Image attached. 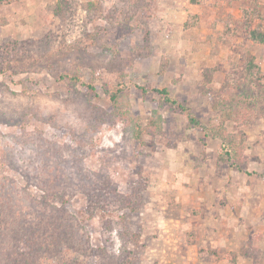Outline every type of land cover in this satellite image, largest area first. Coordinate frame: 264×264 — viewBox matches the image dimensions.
<instances>
[{"label":"rangeland","instance_id":"1","mask_svg":"<svg viewBox=\"0 0 264 264\" xmlns=\"http://www.w3.org/2000/svg\"><path fill=\"white\" fill-rule=\"evenodd\" d=\"M249 4L0 3V264H264L263 83L226 124L246 134L242 171L218 165L221 141L204 135L226 76L241 94L246 57L264 71ZM125 111L143 126L160 116L162 131L136 139Z\"/></svg>","mask_w":264,"mask_h":264},{"label":"trees","instance_id":"2","mask_svg":"<svg viewBox=\"0 0 264 264\" xmlns=\"http://www.w3.org/2000/svg\"><path fill=\"white\" fill-rule=\"evenodd\" d=\"M15 0H0V3H11ZM203 0H191L194 4H200ZM249 5L242 9V18L244 25L250 29V38L258 43H264V5H260L258 0H249ZM192 17L197 18V15H192ZM258 19L259 23L257 26L253 27L254 21ZM195 25V23H194ZM193 25L189 21L185 22V27L189 28ZM217 70L215 68H206L204 73V83L201 87L202 93L206 94L210 92L207 85L212 81L213 72ZM234 75V74H233ZM238 76H242L243 80L239 82L240 86H244V90L241 94L234 91V86L236 85L237 77L233 78L228 74L221 85L219 91L214 93L212 100V108L219 113L220 120L215 126H204V135L206 137H211L213 139H219L221 141L220 151L217 156L218 165L229 164L237 170H243V156L244 147L246 142V134L244 131H240L239 136L228 131L226 124L229 120H232L234 116V111L236 105L240 102H250L257 98L256 95H251L247 92L248 86H253L254 84L263 83L260 93L264 94V71L255 62V58L252 56L246 57V63ZM62 78L69 77L71 80H80L77 75H61ZM239 78V77H238ZM82 84H85L82 82ZM86 86L92 88L91 84H85ZM124 85H119L115 90H107L110 98L114 103H118L120 100V92L123 90ZM144 90H148L144 88ZM163 101L168 102L171 105H177L183 112L187 111V116L189 118L190 126L201 125L200 121L195 117V115L183 104L169 95V91L166 88H155ZM118 105V104H117ZM119 106V105H118ZM128 116V123L131 126V131L136 139H140L144 131L149 130L150 132L156 133L162 131L161 117L152 116L149 119V123L146 126L141 124V117L133 115L130 111H125ZM248 120L249 117H246ZM253 174V173H250ZM261 176V174H259ZM224 259L235 260V256L231 253L222 255Z\"/></svg>","mask_w":264,"mask_h":264}]
</instances>
